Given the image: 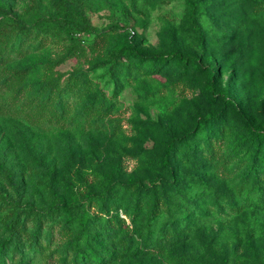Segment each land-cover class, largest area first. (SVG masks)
<instances>
[{
    "label": "rangeland",
    "instance_id": "1",
    "mask_svg": "<svg viewBox=\"0 0 264 264\" xmlns=\"http://www.w3.org/2000/svg\"><path fill=\"white\" fill-rule=\"evenodd\" d=\"M81 2L4 39L0 264H264V0Z\"/></svg>",
    "mask_w": 264,
    "mask_h": 264
},
{
    "label": "trees",
    "instance_id": "2",
    "mask_svg": "<svg viewBox=\"0 0 264 264\" xmlns=\"http://www.w3.org/2000/svg\"><path fill=\"white\" fill-rule=\"evenodd\" d=\"M53 2L57 5V10L53 13H45L38 8H31L26 12L25 16H17L12 13L9 7L0 5V12L2 14L0 16V56L7 48L4 39L10 30L18 33H29L34 28L46 33L73 31L74 36L77 38H80L77 34L94 33L96 35L100 32L97 26L91 24L81 0H53ZM126 52V48H120L118 50L111 48L109 54L113 58H122L126 55ZM169 58L170 56H165L161 57V60L164 63ZM259 159L258 163L254 166H260L264 170V155ZM252 166L251 169L254 170ZM261 200H256V204L263 203L264 205V200ZM17 228L16 224L8 226V230L12 234H16ZM94 257L95 262L100 264V258L97 256Z\"/></svg>",
    "mask_w": 264,
    "mask_h": 264
},
{
    "label": "built area",
    "instance_id": "3",
    "mask_svg": "<svg viewBox=\"0 0 264 264\" xmlns=\"http://www.w3.org/2000/svg\"><path fill=\"white\" fill-rule=\"evenodd\" d=\"M80 35V34H79Z\"/></svg>",
    "mask_w": 264,
    "mask_h": 264
}]
</instances>
